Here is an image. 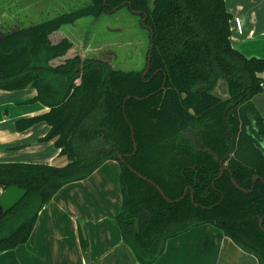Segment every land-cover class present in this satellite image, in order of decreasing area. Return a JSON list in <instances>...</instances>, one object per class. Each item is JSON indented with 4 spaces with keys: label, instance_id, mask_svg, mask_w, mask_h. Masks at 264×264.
Listing matches in <instances>:
<instances>
[{
    "label": "trees",
    "instance_id": "trees-1",
    "mask_svg": "<svg viewBox=\"0 0 264 264\" xmlns=\"http://www.w3.org/2000/svg\"><path fill=\"white\" fill-rule=\"evenodd\" d=\"M123 6L140 22L145 17L153 43L144 78L146 66L122 70L78 54L61 60L73 43L52 42L54 31ZM231 17L224 0H88L0 35V89L35 88L32 100L49 107L16 120V128L45 121L50 130L42 140H54L68 159L60 167L0 163V189L27 190L0 215V252L28 240L39 211L61 187L112 159L120 164L123 193L116 222L140 264H153L169 238L202 224L264 264V117L252 101L262 90L264 58L232 46ZM220 80L225 97L214 92ZM232 177L252 190L236 188ZM79 239L86 251L81 228Z\"/></svg>",
    "mask_w": 264,
    "mask_h": 264
},
{
    "label": "crops",
    "instance_id": "crops-1",
    "mask_svg": "<svg viewBox=\"0 0 264 264\" xmlns=\"http://www.w3.org/2000/svg\"><path fill=\"white\" fill-rule=\"evenodd\" d=\"M224 2L232 16V46L247 57L264 58V0ZM259 75L263 77L262 90L252 101L264 117V72ZM36 94L31 87L0 89V163L67 164L54 140H42L50 130L45 121L24 130L16 128V120L49 111L32 100ZM120 170L119 162L110 159L87 178L61 187L39 211L28 240L0 252V264H140L116 222L123 203ZM79 228L87 237L86 251ZM234 260L259 264L220 229L202 224L169 238L153 264H230Z\"/></svg>",
    "mask_w": 264,
    "mask_h": 264
},
{
    "label": "rangeland",
    "instance_id": "rangeland-1",
    "mask_svg": "<svg viewBox=\"0 0 264 264\" xmlns=\"http://www.w3.org/2000/svg\"><path fill=\"white\" fill-rule=\"evenodd\" d=\"M87 2L88 0H0V35L19 25L41 22ZM63 37L71 40L73 46L61 60L77 52L83 59L104 60L122 70L142 69L150 46L148 30L142 26L139 16L124 6L99 17L80 18L63 25L50 35L52 42ZM58 61L60 59L55 63ZM214 92L225 97L226 82L220 80ZM237 261L230 264H238Z\"/></svg>",
    "mask_w": 264,
    "mask_h": 264
},
{
    "label": "water",
    "instance_id": "water-1",
    "mask_svg": "<svg viewBox=\"0 0 264 264\" xmlns=\"http://www.w3.org/2000/svg\"><path fill=\"white\" fill-rule=\"evenodd\" d=\"M104 3H106V0H104ZM126 4V2L123 3V5ZM117 9V7L113 8L112 11H115ZM136 12V11H134ZM136 13H139V12H136ZM144 21H145V17L143 18L142 20V23L144 24ZM145 26V25H144ZM153 35V34H152ZM152 48H153V43H151V46H150V50H149V53H148V59H147V64H146V69L143 73V77L146 75L148 69H149V66H150V61H151V53H152ZM127 100V99H126ZM132 138H133V141H134V137H133V130H132ZM137 150V147H136V143L134 141V152H136ZM119 161L121 162H124V157L122 154H118L117 155ZM129 170L131 172H133L134 174H136L138 177L148 181L149 183L153 184L156 189L159 191V193L168 201V202H172L173 200L169 199L166 197V195L164 194L163 190L157 186L153 181H151L150 179L144 177L143 175H141L140 173L136 172L133 170V168L129 165H127ZM224 170H228V167L227 166H223L221 168V172H220V175L223 174ZM259 178V176H255L254 177V181H256L257 179ZM232 180V183L234 184V186L236 188H239L240 190H243L245 192L247 191H251L252 188L250 190H246V189H243L241 188L237 182L234 180V178L232 177L231 178ZM27 194V190L26 189H23V188H20L18 186H15V185H11L9 187H7L5 190H2L0 189V215L4 212V211H8L10 210L11 208H13L25 195ZM184 195L181 197L183 198ZM180 198V199H181ZM180 199H177L176 201H179ZM193 199V198H192ZM262 221H263V218H260L259 220V223H260V227L262 228Z\"/></svg>",
    "mask_w": 264,
    "mask_h": 264
},
{
    "label": "flooded vegetation",
    "instance_id": "flooded-vegetation-1",
    "mask_svg": "<svg viewBox=\"0 0 264 264\" xmlns=\"http://www.w3.org/2000/svg\"><path fill=\"white\" fill-rule=\"evenodd\" d=\"M115 11H116V10H115ZM141 22H142V21H141ZM143 25H145V24H143V23H142V26H143ZM145 27H147V26L145 25ZM148 34H149V33H148ZM151 37H152V33H151ZM72 43H73V42H72ZM151 43H152V42H151ZM150 46H151V44H150ZM150 46H149V50H150ZM148 53H149V51H148ZM148 53H147V57H146V63H145V65H144V67H145V66H146V64H147ZM76 54H77V53H76ZM144 67H143V68H144ZM149 67H150V66H149ZM145 69H146V67H145ZM148 70H149V69H148ZM144 71H145V70H144ZM147 72H148V71H147ZM143 73H144V72H143ZM146 74H147V73H146ZM142 77H143V74H142ZM143 78H144V77H143Z\"/></svg>",
    "mask_w": 264,
    "mask_h": 264
}]
</instances>
